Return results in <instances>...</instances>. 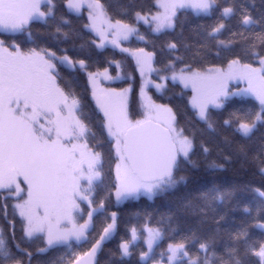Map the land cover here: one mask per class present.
Listing matches in <instances>:
<instances>
[{
	"label": "snow or ice",
	"instance_id": "snow-or-ice-1",
	"mask_svg": "<svg viewBox=\"0 0 264 264\" xmlns=\"http://www.w3.org/2000/svg\"><path fill=\"white\" fill-rule=\"evenodd\" d=\"M109 7L0 0V264H99L110 242L108 264H264V0ZM108 47L138 85L118 60L92 70ZM65 71L86 77L87 111ZM176 193L120 235L121 204Z\"/></svg>",
	"mask_w": 264,
	"mask_h": 264
},
{
	"label": "trees",
	"instance_id": "trees-1",
	"mask_svg": "<svg viewBox=\"0 0 264 264\" xmlns=\"http://www.w3.org/2000/svg\"><path fill=\"white\" fill-rule=\"evenodd\" d=\"M107 5H109V10L113 15H118L122 9L127 3V0H103ZM138 3L140 4H149L151 3V0H138ZM257 3H259V0H257ZM183 17H181V21H183ZM204 23L207 21H196L193 20L192 23ZM190 27L189 22L184 23V29H185V35H188V29ZM35 31V30H34ZM180 31V22H178L177 25V32ZM141 32H144L143 26H141ZM2 38V37H0ZM226 38V37H225ZM26 39V37H24ZM194 39V38H192ZM126 45H129L131 47H143L145 46L142 42L138 41L136 38H131L130 42L126 43ZM148 50H151V45L148 46ZM118 60L121 62L123 65V69L129 68L132 70V72L136 76V83L138 85L139 82V77L137 73H135V62L130 58L126 57L124 54L120 53L119 50H114L111 47H108L107 49L103 50L102 53H100L96 57L97 63L94 64L92 70L95 71L97 68L100 70L103 69L104 67H108V60ZM158 61H163L164 57L158 55L157 56ZM110 71L112 73L116 72V67L115 64H112L110 67ZM62 76L64 77L65 81H68L69 83H72L74 87H76L77 91L81 93V95L84 98L85 102V110L87 111L89 107L91 106V99H90V94L88 92H85V88L87 85V80L86 77H83L81 74V78L75 80L73 83V74L70 72H63ZM114 86H123L126 85L123 81H115L113 83ZM173 103L176 104L178 107L182 104L179 99H174ZM135 99H133V107L135 108ZM182 111V109H181ZM181 120L183 121V116H181ZM241 179L245 180H250L253 181L254 183H259V178L254 177L251 175L249 172L247 175L244 173H241L238 176H234L231 172L226 173L221 175L218 178V182L225 183V182H233V181H239ZM180 193L176 194H170L167 196L159 197L155 199L154 201H148L147 199H141L140 201H132V202H125L124 204H121L119 206L120 211H121V227H120V235H123L125 232V223L128 222L129 226L133 223L139 224L140 220L135 217L133 214L137 212H143L145 210L152 212L153 213V224L156 223V221L160 220L161 215H167L170 212H176L178 208V197ZM113 210H115V207H113ZM191 217L187 216L186 214L182 212L177 213V221L180 222L181 224L185 222H191ZM165 227H167V224H165ZM117 241L119 240V236L116 238ZM142 246V241L140 242ZM167 241L164 242L163 247H166ZM85 249L88 247V245L84 246ZM115 247V242H110L106 244L103 252L98 254V259H99V264H108V261L110 260L109 256V249ZM138 250V249H137ZM160 249H157V252H159ZM63 252L62 250H50L49 253L44 255L42 259L46 262V264H59L60 262V257L62 256Z\"/></svg>",
	"mask_w": 264,
	"mask_h": 264
},
{
	"label": "rangeland",
	"instance_id": "rangeland-1",
	"mask_svg": "<svg viewBox=\"0 0 264 264\" xmlns=\"http://www.w3.org/2000/svg\"><path fill=\"white\" fill-rule=\"evenodd\" d=\"M132 38H135V37H132ZM124 46H126V47H131V46H129V45H124ZM103 69H101V71H102ZM109 72H110V74L112 75V76H115L116 75V72H114V73H112L111 71H110V68H109ZM128 74H134L133 72H132V70H130L129 68H125V69H123V75H125V76H127ZM137 75H138V73H137ZM139 77V76H138ZM117 81H121V80H117ZM115 81H113L112 82V84L114 83ZM114 86V85H113ZM127 86V84L126 85H123V86H116V87H126Z\"/></svg>",
	"mask_w": 264,
	"mask_h": 264
}]
</instances>
